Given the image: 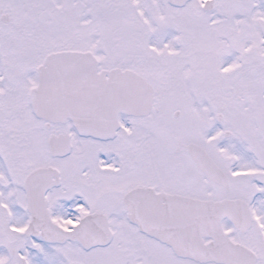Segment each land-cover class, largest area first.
Returning <instances> with one entry per match:
<instances>
[{
	"label": "snow or ice",
	"instance_id": "6c2138e0",
	"mask_svg": "<svg viewBox=\"0 0 264 264\" xmlns=\"http://www.w3.org/2000/svg\"><path fill=\"white\" fill-rule=\"evenodd\" d=\"M0 264H264V0H0Z\"/></svg>",
	"mask_w": 264,
	"mask_h": 264
}]
</instances>
